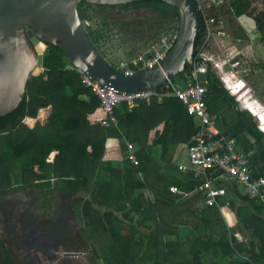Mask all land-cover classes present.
I'll use <instances>...</instances> for the list:
<instances>
[{
	"label": "trees",
	"instance_id": "16d2710c",
	"mask_svg": "<svg viewBox=\"0 0 264 264\" xmlns=\"http://www.w3.org/2000/svg\"><path fill=\"white\" fill-rule=\"evenodd\" d=\"M91 6L117 7L80 1L81 22L88 19L85 9ZM119 7L148 8L177 23L176 9L159 0ZM227 7L233 17H241L249 1L229 0ZM214 10L209 14H222L223 6ZM254 20L263 33L264 13ZM197 24L193 60L203 37L199 12ZM84 29L103 57L97 45L102 32ZM233 36L247 38L240 28ZM66 62L57 47L46 44L43 70L27 81L18 106L0 116V224L9 227L2 232L5 240L0 238V264H17L13 254L52 264L60 253L86 254L91 264H264V202L248 199L234 185L222 183L237 233L247 238L237 239L218 210L203 205L199 193H191L203 178L181 173L173 163L172 149L187 143L198 130L196 119L182 103L173 97L160 102L151 97L133 106L120 104L115 109L116 124L103 127L105 115L96 96L75 71L65 69ZM188 75L185 66L170 83ZM199 81L207 87L206 105L219 135L235 139L242 151H252V175L264 176V134L253 117L235 108L209 67ZM165 85L156 92L164 91ZM108 138L132 143L137 165L126 161L124 142L119 145V165L102 161ZM52 152L55 155L48 162ZM97 169L107 172L105 181L95 179ZM170 186L190 194L181 197L169 192ZM14 188L42 195L41 206L48 211L57 199L54 216L46 215L47 210L36 216L28 209L32 199L17 209L18 201L7 200ZM235 200L240 204L234 207ZM31 228L46 236L50 252L20 242Z\"/></svg>",
	"mask_w": 264,
	"mask_h": 264
},
{
	"label": "water",
	"instance_id": "95a60500",
	"mask_svg": "<svg viewBox=\"0 0 264 264\" xmlns=\"http://www.w3.org/2000/svg\"><path fill=\"white\" fill-rule=\"evenodd\" d=\"M119 6L141 0H0V116L13 111L22 100L28 80L42 70L46 44L57 47L73 67L99 85L118 92L156 90L184 71L203 78L207 66L193 63L198 28L194 0H159L176 9L174 39L151 68L125 74L113 68L91 45L79 19L77 4ZM176 85L185 89V80Z\"/></svg>",
	"mask_w": 264,
	"mask_h": 264
},
{
	"label": "built area",
	"instance_id": "2783aa9c",
	"mask_svg": "<svg viewBox=\"0 0 264 264\" xmlns=\"http://www.w3.org/2000/svg\"><path fill=\"white\" fill-rule=\"evenodd\" d=\"M214 1L194 0L196 10L202 19L203 37L196 48L193 63L198 61L205 62L211 72L219 74V81L228 87L225 83L226 79L231 80V82H233L232 80L239 81L240 73L244 72L238 58L234 60L235 56L227 57L229 45L233 42H245L243 49L247 53L250 52V47L256 40L262 41L264 35L256 25L255 27L253 26L252 32L246 35L247 38L245 40L223 37L225 34L222 31L213 29L216 21L214 16L209 14L211 9L216 7ZM224 40L225 44H223ZM167 49L161 53H150L148 57L143 55L135 57L124 64L119 63L117 67L113 68L125 74L151 68L161 59ZM214 52L220 54V59ZM252 57L251 53H247L244 62H249ZM226 67H228L227 71L225 70ZM65 69L75 71L83 86L96 96L100 110L105 115V119L101 122L103 127L116 124L115 109L120 104L133 106L137 101L151 97H155L158 101L164 97H173L179 100L185 111L196 119L198 126L196 134L187 143L178 145V148L184 149L187 154V164L177 163L175 158L173 161L179 172H190L194 177L200 176L203 178L202 182L191 193H199L202 197L203 205L216 208L220 215L223 210L228 209L227 189L222 183H227L229 186L234 185L237 192L248 199L264 202V176L252 175L250 168L252 151H242L235 139H225L219 135L215 128L213 117L207 109V87L199 81L194 72L189 73L186 77L185 89L183 90H180L176 83L172 84L169 82L165 85L164 91L145 90L124 93L97 84L84 71L73 67L69 62H66ZM228 88L232 89L231 87ZM263 127L264 123L262 122L258 129L264 134ZM124 147L126 161L133 166L137 165L136 149L133 144L124 141ZM168 191L181 197H187L190 194L184 193L173 186H170Z\"/></svg>",
	"mask_w": 264,
	"mask_h": 264
},
{
	"label": "rangeland",
	"instance_id": "374dc122",
	"mask_svg": "<svg viewBox=\"0 0 264 264\" xmlns=\"http://www.w3.org/2000/svg\"><path fill=\"white\" fill-rule=\"evenodd\" d=\"M249 8L244 16L233 17L228 10L229 0H215V10L220 6H223V12L220 14H211L214 16L216 23L213 25L214 30L222 31L228 38H235L234 32L240 28L246 35L252 32L253 28L257 25L254 17L259 13H264V0H248ZM88 19L82 22L83 27L90 30H100L102 37L97 41L98 48L102 53L104 60L117 67L119 63H126L130 59L138 56L148 57L153 52H164L174 39L176 34L177 23L169 17L162 18L157 12L152 11L148 8H121L117 7H88L85 9ZM214 10V11H215ZM101 26V28H100ZM254 26V27H253ZM264 35V32L262 33ZM225 40L223 44H225ZM243 46L245 42L232 43L227 48V57L235 56L233 59H239L241 68L244 72L240 73L239 81L232 80L230 84H227L231 88L239 86L243 87L247 93L238 98L240 91L235 92L234 90L224 87L227 93L233 98L235 102V108L237 110L247 111L254 119L257 127L262 122L264 123V36L262 41L259 40L254 42L250 47V52L253 55V59L249 62H244L247 53L244 51ZM229 49V50H228ZM223 52V51H222ZM238 52V53H237ZM217 54L220 59V54ZM237 54V55H236ZM255 56V57H254ZM209 67V66H208ZM228 70V67L225 68ZM241 71V69H240ZM214 78H217L219 74L211 72ZM222 84V83H221ZM237 97V98H236ZM245 97L247 100H245ZM218 112L217 115H220ZM214 121V117H213ZM264 130V127H263ZM118 140V139H117ZM122 143L124 140H119ZM53 159V153L47 156V161ZM177 163L187 164V154L184 149H180V154L176 159ZM30 193H21L20 190L14 188L12 192L7 196V200L15 199L18 201V208H23L28 200H34L33 204L28 209L32 210L36 216H41L47 210L46 207L41 206L42 195H38L32 189ZM35 198V199H34ZM51 202V210L46 215L53 217L54 203L57 199H53ZM234 207L240 204L239 201L233 202ZM24 204V205H23ZM224 216L223 221L226 227L231 231L237 233L235 227V216L230 209L223 210ZM45 214V213H43ZM9 227L7 224H0V238L4 239L2 232H5ZM32 230H35L31 228ZM30 229V230H31ZM180 233H182L180 231ZM44 235V234H43ZM182 235V234H181ZM237 239H247L246 236L240 234L235 235ZM44 237H46L44 235ZM5 240V239H4ZM50 247V246H48ZM50 252V251H49ZM17 264H24L23 258L17 254L12 256ZM2 258V247H0V260ZM29 264V263H26ZM52 264H91L89 262L88 255L83 253H60L57 255L56 260Z\"/></svg>",
	"mask_w": 264,
	"mask_h": 264
},
{
	"label": "crops",
	"instance_id": "0c3cea01",
	"mask_svg": "<svg viewBox=\"0 0 264 264\" xmlns=\"http://www.w3.org/2000/svg\"><path fill=\"white\" fill-rule=\"evenodd\" d=\"M160 101H158V102H160ZM119 142H120L119 140L113 139V138L106 139L105 144H104V153H103L102 161H106V162L109 161L114 166L119 165V163L121 161V158H122L121 150H120V147H119V145H120ZM52 153H53V156H54L55 152H52ZM179 154H180V149L178 148V146H175L172 149V155H173L172 160L174 161V158L177 159V156ZM51 161H52V159L50 161H48V162H51ZM95 179L97 181H99V182L100 181H105L107 179V172L102 170V169H97V171L95 173ZM220 216L223 218L224 213H222ZM140 229L145 231V232H147V230L143 229L142 227H140ZM63 254H67V253H63Z\"/></svg>",
	"mask_w": 264,
	"mask_h": 264
},
{
	"label": "flooded vegetation",
	"instance_id": "af4514ba",
	"mask_svg": "<svg viewBox=\"0 0 264 264\" xmlns=\"http://www.w3.org/2000/svg\"><path fill=\"white\" fill-rule=\"evenodd\" d=\"M20 242L26 247L32 246L44 252L51 251L48 247L49 244L47 243L46 237H44L43 233L36 230L29 229L21 238ZM23 263L38 264L37 260L32 256L25 257Z\"/></svg>",
	"mask_w": 264,
	"mask_h": 264
},
{
	"label": "bare ground",
	"instance_id": "6f19581e",
	"mask_svg": "<svg viewBox=\"0 0 264 264\" xmlns=\"http://www.w3.org/2000/svg\"><path fill=\"white\" fill-rule=\"evenodd\" d=\"M225 83H226V85L227 84H230L231 83V80H229V79H226L225 80ZM233 83V82H232ZM228 86V85H227ZM239 86V85H238ZM229 87V86H228ZM240 87V86H239ZM242 88V87H241ZM240 88V89H241ZM232 89H235V88H232ZM243 89V88H242ZM235 92H237V90H235ZM247 92L245 91L243 94H241V96L239 97V98H241V97H243L245 94H246ZM247 98H249V97H247ZM247 98L245 97V100H247Z\"/></svg>",
	"mask_w": 264,
	"mask_h": 264
},
{
	"label": "clouds",
	"instance_id": "9594fccd",
	"mask_svg": "<svg viewBox=\"0 0 264 264\" xmlns=\"http://www.w3.org/2000/svg\"><path fill=\"white\" fill-rule=\"evenodd\" d=\"M222 85H223L224 87H226L224 84H222ZM227 88H228V87H227ZM240 88H241V86H240V87L238 86L237 89L235 88L234 90L239 91V90H241L243 87H242L241 89H240ZM245 91H246L245 89H242V90L240 91L239 96H241V94H243ZM246 92H247V91H246Z\"/></svg>",
	"mask_w": 264,
	"mask_h": 264
}]
</instances>
